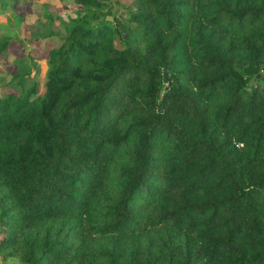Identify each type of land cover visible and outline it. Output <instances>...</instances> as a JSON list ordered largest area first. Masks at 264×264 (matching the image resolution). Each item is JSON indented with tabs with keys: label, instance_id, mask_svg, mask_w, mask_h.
I'll use <instances>...</instances> for the list:
<instances>
[{
	"label": "trees",
	"instance_id": "obj_1",
	"mask_svg": "<svg viewBox=\"0 0 264 264\" xmlns=\"http://www.w3.org/2000/svg\"><path fill=\"white\" fill-rule=\"evenodd\" d=\"M108 1L0 96V255L264 264V0Z\"/></svg>",
	"mask_w": 264,
	"mask_h": 264
},
{
	"label": "rangeland",
	"instance_id": "obj_2",
	"mask_svg": "<svg viewBox=\"0 0 264 264\" xmlns=\"http://www.w3.org/2000/svg\"><path fill=\"white\" fill-rule=\"evenodd\" d=\"M3 2L9 4L6 9H2ZM108 2H112L114 13H118L121 5L117 2L129 5L131 0ZM68 16H75L73 0H0V39L12 38L6 54H0V96L7 93L4 87L16 72L24 76L27 74L28 80L38 74L35 79L43 91L47 69L45 49L57 46L60 39L67 35L70 26ZM21 60H24L22 64ZM32 62L35 70L28 74L26 67ZM10 89L14 90L13 87ZM0 264L19 263L14 260L5 261L0 255Z\"/></svg>",
	"mask_w": 264,
	"mask_h": 264
}]
</instances>
